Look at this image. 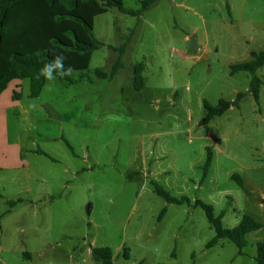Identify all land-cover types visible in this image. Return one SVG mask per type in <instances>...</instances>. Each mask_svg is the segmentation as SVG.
Wrapping results in <instances>:
<instances>
[{
  "label": "rangeland",
  "instance_id": "rangeland-1",
  "mask_svg": "<svg viewBox=\"0 0 264 264\" xmlns=\"http://www.w3.org/2000/svg\"><path fill=\"white\" fill-rule=\"evenodd\" d=\"M118 1L134 9L141 5L140 0ZM90 9L94 10L88 17L91 29L105 43L92 51L90 70H109L118 54L109 45L118 46L135 28L123 55V76V68L111 80L90 71V79L62 87L58 78L51 90L47 85L41 91V99L52 101L66 120L77 119L79 127L46 119L37 109L31 123L16 126V132L26 128L20 151L27 156L32 153L29 146L44 149L35 139L48 131L50 136L41 140L48 138L60 152V158L49 159L59 164V171L66 165L64 156L73 166L78 162L69 181L86 188L67 186L57 200L67 198L68 204L52 219L43 217L44 205L37 206L35 214L25 201L17 210V220L12 218L16 213L1 220L0 264H66L69 253L77 264H100L91 256V243L110 246L115 264H255L256 247L251 243L264 240V212L262 227L252 234L244 253L237 254V247L225 239L204 248L214 230L204 210L190 204L199 198L211 204L215 214L224 210L222 222L231 227L250 209L244 195L258 200L230 175L236 172L244 180L241 165L264 163V84L257 102L247 91L251 74L246 70L230 74L229 66L264 49V0H158L139 19L98 1L79 2L80 11ZM139 61L145 64L140 92L132 84V66ZM80 73L76 70L72 77ZM256 75L264 81V65ZM23 81V101L30 106L36 97L29 96V80ZM240 91L246 93L238 105L199 123L205 114L204 99L231 100ZM73 96L68 105L65 100ZM13 128L11 119V133ZM206 147L213 158L202 179ZM151 180L172 195H187L190 204L167 203ZM163 207L167 210L160 218ZM8 208L7 199H0V219ZM68 220L72 222L67 229L72 236L69 242L70 236L58 229ZM16 221L25 232L15 231ZM10 224L13 227L6 228ZM54 239L73 246L65 253L66 260L42 253L43 245ZM26 251L32 259L24 256Z\"/></svg>",
  "mask_w": 264,
  "mask_h": 264
},
{
  "label": "crops",
  "instance_id": "crops-1",
  "mask_svg": "<svg viewBox=\"0 0 264 264\" xmlns=\"http://www.w3.org/2000/svg\"><path fill=\"white\" fill-rule=\"evenodd\" d=\"M80 1L81 0L77 2V6L71 13L81 16L92 28V22L88 20V17L92 16L94 10L90 9L88 11H80ZM62 13H68V11L58 1H55L53 5H49L45 0H20L16 4L12 5L6 11L0 26V75H3L7 70L11 53L27 52L38 46L47 47L51 58H53V55L56 53H62L66 57L64 62L65 67L68 65H71L74 69L84 68L87 66L89 67L92 52L79 53L77 51L66 49L60 45H55L52 43V39L56 38L61 40L65 45L71 46L73 44V40L68 34L65 33V30L67 29H72L77 37L82 41L90 42L89 40L91 39L85 28L77 21L69 18L60 22L57 21L55 16ZM124 67L125 66L120 68H123L122 76L125 71ZM84 79H90V77L86 76L82 80ZM129 79H131V74ZM23 80H11L6 88L0 93V189L3 195L2 198H6L7 200L17 197L22 198L21 201L15 203L5 212L4 215H2L0 221L8 218L12 213H16L12 218L17 220L18 216L20 215V213H17V210L22 207L21 204L25 201L30 204L32 210L35 211V214H37V206L40 207L41 205H44L45 208L43 210V217L47 214L52 219V216H54L56 210L66 207L68 204L67 198H61L60 200H57L59 199L60 194L63 195V190L67 188V186L68 188H86V184L84 185L82 183L69 181V178L73 176L72 174L79 168L80 164L77 162V165L73 166L72 160L66 156H64V162L66 165H62L63 167L61 171H59L57 166L59 164L52 162L45 155L32 152L28 156L26 155L25 157H21V144H23L22 141L26 128L23 126L21 128L23 133H21L16 132V126H20V122L24 123L28 121L31 123L32 112L38 113L36 109L41 113L42 116H45L46 119L56 120L57 118L59 121H61V123L76 127L80 126L77 124V119H74V121H68L63 116H60L52 101L40 98V95L44 91L45 87L49 85L48 81L45 82L41 90L42 92H40L36 97L34 104H31L30 106L27 105L23 101L25 83ZM69 84L73 83L66 84L63 82L62 87H66V85ZM14 91L21 94L20 98H13ZM73 101L74 96L65 100L68 105ZM33 105H35V107H33ZM11 119H13L15 122V128H13L12 133L10 132ZM83 126L87 127L86 125ZM43 136L49 137L50 135L48 131H46L44 132ZM43 136H38L35 140L42 142L44 149L47 151L49 150L54 157L56 156L57 158H60L58 155L60 152L58 150H54L53 145H49L47 142V140H49L48 138L41 140V137ZM51 137L53 139H57L56 135L54 134H52ZM34 148L35 147L29 146V149ZM241 167L244 169L243 184L245 191L258 197V200H255L247 194L244 195L245 202L248 206H250V209L247 208L244 213L249 214L255 220L259 221L261 223L260 227H262L263 222L261 220V216L264 212V163L259 162L249 165L243 164ZM70 172L72 174H70ZM11 190H15L14 194H12ZM87 190H90V183L87 184ZM52 196H55V198H51ZM80 209L81 208H74L72 210L79 211ZM83 220L84 219L82 217L79 220V226L81 227ZM14 223L16 224L14 227L10 224L7 225L6 228L11 226L15 229V231L25 232V227L23 225L19 226V221ZM71 224L72 222L68 220L58 227V229L61 228V234L63 236H70L68 242L72 240V236L69 235V232L67 231ZM257 229L250 230L245 234V238L248 242L249 239L252 240L251 236ZM1 234L2 233L0 230V237ZM49 237H54V235L50 233ZM259 241L264 242V240H256L251 244L254 243L255 245V243ZM90 247H93L92 243L90 244ZM71 249H73V246H69V244L64 246L63 242H61V239H54L43 245L42 253H49L50 258L57 256L66 260L65 253H69ZM112 254L114 255L113 251ZM125 254H128L127 250H125ZM125 254L123 252L124 256ZM172 255H175V249L173 250ZM71 258V253H69L67 257L68 262L66 264H77L73 262ZM31 259L28 261L30 262ZM43 264L53 263L51 261H46ZM113 264H115L114 258Z\"/></svg>",
  "mask_w": 264,
  "mask_h": 264
},
{
  "label": "trees",
  "instance_id": "trees-1",
  "mask_svg": "<svg viewBox=\"0 0 264 264\" xmlns=\"http://www.w3.org/2000/svg\"><path fill=\"white\" fill-rule=\"evenodd\" d=\"M20 0H0V26L2 24L3 18L5 16L6 11L14 4L19 2ZM49 5H53L55 1H58L67 11L68 13L57 14L55 19L57 21H63L64 19H72L80 23L90 38L92 39L90 42H85L80 40L75 32L72 29L65 30V33L68 34L72 40L73 44L71 46L65 45L61 40L53 38L52 43L55 45H60L63 48L77 51L79 53L92 52L98 49L100 46L104 45L102 41L97 39L89 26V24L79 15L72 14L71 12L77 6V2L79 0H45ZM81 1H98L102 6L107 8H116L121 12L136 16L138 19L142 15V13L153 3L158 0H140V7L137 9L126 7L118 0H81ZM119 29V28H118ZM135 32V28H133L128 35L125 36L124 41L118 46L109 45L110 48H113L118 51V54L110 67L109 70H105L102 67H95L93 70H90L89 67L78 68L75 70L81 71L78 78H73L72 76H66L64 78H59L66 84L75 83L82 80L84 77L89 76V71L99 78L102 79H112L117 71L124 66L123 55L125 54L127 45L130 43L132 39V35ZM52 60L49 50L45 46H38L27 52H13L10 55V62L7 70L3 75H0V93L6 88L8 83L13 79H28L29 80V96L37 97L41 92L46 80L39 75L40 69L44 66V64L49 63ZM264 65V49L259 51H252L251 58L248 61L234 63L229 66L230 74L239 71L246 70L251 75L249 79V87L248 92L255 98L258 102L259 89L264 84V81L256 75V70ZM145 69V64L143 61H139L133 64L132 66V84L133 88L136 91H141L145 85V76L143 74ZM85 70V71H83ZM246 92L240 91L236 94L235 98L231 100L224 99L222 97L218 98L215 103L208 101L207 99L203 100V106L205 109L204 116L200 119L199 123L204 124L209 122L216 116L222 115L227 109L231 106L238 105V102L243 98ZM20 93L14 91L13 98H20ZM67 145L71 148V145L66 142ZM28 152H36L38 154H42L47 156L52 160H56L51 154H49L46 150L36 147L31 150H27ZM27 152L21 151V157H25ZM213 158V152L209 147H206V159L202 166V179H204L208 173L209 167L211 165ZM134 173L128 174L131 177ZM230 177L234 179L240 187L245 190L242 177L233 172ZM151 184L154 187V190L157 194L162 196L167 203H189L190 199L186 195L175 196L172 195L170 191L162 187L156 181L151 180ZM3 197L1 189H0V199ZM51 198H55L52 196ZM21 197H17L14 199L7 200L8 207H12L18 201H21ZM264 201V200H263ZM192 207L200 206L207 217V220L214 230V235L211 237L204 245V248H210L219 243V241L225 239L228 242H232L237 247V254H243V248L248 245V241L245 238V234L250 231L257 229L261 226V223L251 217L249 214H242L239 222L231 227H227L222 222V217L224 210L220 211L218 214H215L214 208L211 204L206 203L199 198H195L194 201L190 204ZM8 208V209H9ZM7 209V210H8ZM166 212V207H163L160 211L159 217L161 218L163 214ZM256 253L254 255V259L256 264H264V242L259 241L255 243ZM125 254V250H124ZM24 256L26 258H30L29 252H24ZM91 256L94 260L98 261L100 264H113V254L112 249L109 246H93L91 247ZM125 256H127L125 254Z\"/></svg>",
  "mask_w": 264,
  "mask_h": 264
},
{
  "label": "clouds",
  "instance_id": "clouds-1",
  "mask_svg": "<svg viewBox=\"0 0 264 264\" xmlns=\"http://www.w3.org/2000/svg\"><path fill=\"white\" fill-rule=\"evenodd\" d=\"M65 59L66 57L62 53H56L53 55L52 60L40 69L39 75L49 82V90H51V84L58 78L70 77L76 74V70L71 65L65 67Z\"/></svg>",
  "mask_w": 264,
  "mask_h": 264
}]
</instances>
